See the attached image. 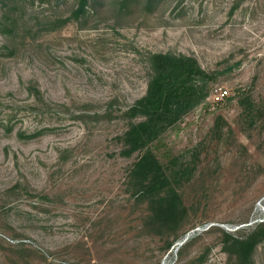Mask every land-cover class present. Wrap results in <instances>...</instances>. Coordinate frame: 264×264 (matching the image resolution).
Wrapping results in <instances>:
<instances>
[{"label":"rangeland","instance_id":"374dc122","mask_svg":"<svg viewBox=\"0 0 264 264\" xmlns=\"http://www.w3.org/2000/svg\"><path fill=\"white\" fill-rule=\"evenodd\" d=\"M236 2L0 0V264H235L220 229L264 218V0ZM155 52L216 74L150 145L184 206L172 230L147 223L118 138Z\"/></svg>","mask_w":264,"mask_h":264},{"label":"trees","instance_id":"16d2710c","mask_svg":"<svg viewBox=\"0 0 264 264\" xmlns=\"http://www.w3.org/2000/svg\"><path fill=\"white\" fill-rule=\"evenodd\" d=\"M79 1L74 16L87 2ZM242 1L237 0L236 4ZM149 62L151 72L146 90L126 111L130 122L118 137L120 153L126 157L138 153L127 177L132 193L147 203V223L157 229L172 230L183 217L184 206L175 188L174 176L166 173L150 145L205 96V87L215 80L216 74L203 69L194 56L183 53H151ZM237 102L252 122L258 106L250 91L239 90ZM239 233V229L234 232L220 229L223 251L235 264H252L253 252L264 240V218L254 221L247 232ZM193 239L183 242L182 246Z\"/></svg>","mask_w":264,"mask_h":264},{"label":"built area","instance_id":"2783aa9c","mask_svg":"<svg viewBox=\"0 0 264 264\" xmlns=\"http://www.w3.org/2000/svg\"><path fill=\"white\" fill-rule=\"evenodd\" d=\"M214 89L217 92V95L219 98H222V97L226 96V94H227V91L225 89H223V90L220 88H217V89L214 88Z\"/></svg>","mask_w":264,"mask_h":264}]
</instances>
